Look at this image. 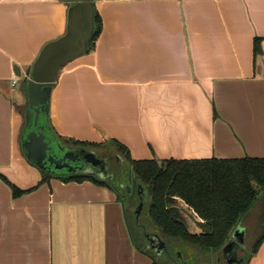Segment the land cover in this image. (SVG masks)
Masks as SVG:
<instances>
[{"label": "crops", "instance_id": "1", "mask_svg": "<svg viewBox=\"0 0 264 264\" xmlns=\"http://www.w3.org/2000/svg\"><path fill=\"white\" fill-rule=\"evenodd\" d=\"M92 2L101 33L51 93L60 140L102 146L94 151L116 141L136 161L264 159V0ZM67 9L0 0V264H154L140 247L157 234L131 228L126 186L43 181L23 154L25 84L65 32ZM263 219L260 200L237 225L245 242L258 240ZM248 264H264V241Z\"/></svg>", "mask_w": 264, "mask_h": 264}, {"label": "trees", "instance_id": "2", "mask_svg": "<svg viewBox=\"0 0 264 264\" xmlns=\"http://www.w3.org/2000/svg\"><path fill=\"white\" fill-rule=\"evenodd\" d=\"M94 13L95 29L90 37L86 53L91 51L101 33L102 22L95 6ZM258 44L259 40L256 39V53L259 49ZM62 142L70 147L89 150H97L102 147L75 140H62ZM111 147L129 166L130 177L138 190L142 191L149 199L146 223L141 226L145 227L146 233L151 231L159 235L167 245L163 262H159L160 256L154 252L145 251L144 245L140 247L139 244L141 251L153 257L154 264L174 263L175 260L171 259L168 249L169 243H181L194 252L195 249H198L202 255L210 256L213 253L217 255L228 242L240 219L258 201L263 200L264 203V159H212L193 162L155 159L136 161L132 159L128 148L120 143L113 141ZM34 166L38 168L36 165ZM39 170L42 173L43 181L60 178L65 182L93 181L101 186L113 187L110 180L104 181L81 174L51 175L46 171ZM0 177L2 176L0 175ZM13 191L15 196L24 193L14 186ZM181 202L184 203V206L181 205ZM188 211L201 220L198 223L200 232L190 231ZM262 223L261 235L254 243L244 264L249 263L264 241V219ZM142 239L144 236L141 234L138 241Z\"/></svg>", "mask_w": 264, "mask_h": 264}, {"label": "water", "instance_id": "3", "mask_svg": "<svg viewBox=\"0 0 264 264\" xmlns=\"http://www.w3.org/2000/svg\"><path fill=\"white\" fill-rule=\"evenodd\" d=\"M67 6V24L65 32L54 40L46 43L40 50L31 66L27 80L28 107L26 122L21 133L20 144L25 158L39 169L51 175H88L100 180H109V162L99 158L96 151L75 148L66 145L53 132L50 125V99L54 84L63 67L83 56L95 29L94 5L92 0H60ZM17 75L21 72L17 68ZM115 190L117 188L113 186ZM133 185L127 186L128 194L132 193ZM142 193L141 191L139 192ZM184 206V203L181 202ZM139 205L137 214L142 211ZM149 247L161 254L166 247L158 236L146 235ZM233 245H243L244 233L236 227L230 235ZM231 244L225 248V254ZM236 260H230L232 264ZM241 264L244 260L240 261Z\"/></svg>", "mask_w": 264, "mask_h": 264}, {"label": "rangeland", "instance_id": "4", "mask_svg": "<svg viewBox=\"0 0 264 264\" xmlns=\"http://www.w3.org/2000/svg\"><path fill=\"white\" fill-rule=\"evenodd\" d=\"M20 85H23L21 82ZM25 88L27 89V83L25 84ZM97 156L99 158L103 157L106 158L109 162V180L113 186L121 187L127 186L130 183V172H129V166L126 164V162L117 155L111 146H108L106 150L104 151H96ZM122 188L121 191L123 194H128L127 189ZM137 193L134 197L126 198L125 204H126V210H127V217L129 224L131 228L133 229L136 227V225L139 223L140 225H144L146 223V212L149 206V199H147L144 194L143 196L139 193V190H136ZM140 199L142 201L140 202ZM143 204L141 214H136L137 209L139 208L140 204ZM136 207V210H135ZM135 210V211H134ZM145 213V214H144ZM140 217V220H137L138 217ZM188 221H189V229L192 232H200L198 230V224H197V217L194 216L193 213L188 211ZM136 235L142 234V232L136 231ZM254 242L252 241H246V252H244V256H248L253 248ZM168 249L171 254V259L177 261L175 264H228L221 255V253L211 254L210 256L202 255L199 253L198 249H195V252L192 249H189L187 246L182 245L181 243H169ZM164 256L159 257V262H163ZM206 262V263H204ZM173 264V263H168ZM244 264V263H243Z\"/></svg>", "mask_w": 264, "mask_h": 264}, {"label": "flooded vegetation", "instance_id": "5", "mask_svg": "<svg viewBox=\"0 0 264 264\" xmlns=\"http://www.w3.org/2000/svg\"><path fill=\"white\" fill-rule=\"evenodd\" d=\"M130 184L131 185H133L134 186V188L132 189V193L131 194H129V195H127V196H129V197H134L135 196V194L137 193V191L136 190H138V188L136 187V184L134 183V181H133V179L130 177ZM139 192H140V190H139ZM142 192V191H141ZM143 192L141 193V195L143 196ZM142 201V199H140V202ZM150 237H153V235L152 236H150ZM145 247H146V249L148 250V251H151V252H154L155 254H157L156 253V251L154 250V249H152L151 247H149V245H150V242L148 241V239L146 238V240H145ZM232 240H231V238H229V240H228V242L226 243V245L224 246V248L222 249V251L220 252L221 253V255L220 256H222L223 257V259L228 263V264H230L229 263V261L230 260H236L235 262H233L232 264H241L240 263V261H242V260H244V262H245V260H246V258H247V256H244V252H246V246H245V242H244V244L243 245H233L232 244ZM229 244H231V247H229V248H227V249H229V251H231V252H227L226 254H225V248L229 245ZM165 245H166V243H165ZM166 251H167V245H166V247L162 250V253L159 255V254H157V255H159V256H162V255H164L165 253H166ZM175 263H177V262H175ZM204 263H206V262H204Z\"/></svg>", "mask_w": 264, "mask_h": 264}, {"label": "built area", "instance_id": "6", "mask_svg": "<svg viewBox=\"0 0 264 264\" xmlns=\"http://www.w3.org/2000/svg\"><path fill=\"white\" fill-rule=\"evenodd\" d=\"M17 83V78L14 77L13 80H12V84L15 85Z\"/></svg>", "mask_w": 264, "mask_h": 264}]
</instances>
